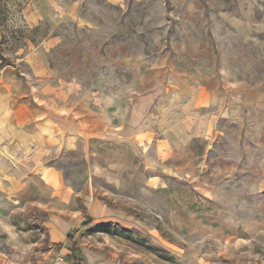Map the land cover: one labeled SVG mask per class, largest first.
<instances>
[{
  "label": "rangeland",
  "instance_id": "374dc122",
  "mask_svg": "<svg viewBox=\"0 0 264 264\" xmlns=\"http://www.w3.org/2000/svg\"><path fill=\"white\" fill-rule=\"evenodd\" d=\"M6 119L0 264H264V0H0Z\"/></svg>",
  "mask_w": 264,
  "mask_h": 264
},
{
  "label": "crops",
  "instance_id": "0c3cea01",
  "mask_svg": "<svg viewBox=\"0 0 264 264\" xmlns=\"http://www.w3.org/2000/svg\"><path fill=\"white\" fill-rule=\"evenodd\" d=\"M25 18L29 17L25 14ZM211 102V95L202 94L199 91L195 95L193 105L194 107H202ZM12 123L13 122L7 119L5 121H0V146L8 145L14 142V128ZM21 146H27L30 148L27 143H25V145L21 144ZM43 176L46 182L50 184L53 189L57 190L62 187V183L54 170L46 168L43 172ZM88 198L89 197H86L87 200H89ZM91 201L92 199L90 198L88 203ZM92 205L94 206L93 210L96 211V203H92ZM80 230L81 222L79 224H70L67 220L60 216L52 218L49 223V238L53 246L57 248V254L61 258V261H57L55 264H73V262L67 260V258L71 255V244L67 242V237L73 234L74 239L79 246V251L76 254V256L81 259L79 264H119L115 260L105 258L100 252L92 251L88 247H85V244L80 242V237L82 236V232Z\"/></svg>",
  "mask_w": 264,
  "mask_h": 264
},
{
  "label": "trees",
  "instance_id": "16d2710c",
  "mask_svg": "<svg viewBox=\"0 0 264 264\" xmlns=\"http://www.w3.org/2000/svg\"><path fill=\"white\" fill-rule=\"evenodd\" d=\"M85 225L86 223H83L81 227L84 228ZM67 242L71 244V255L67 258V260L73 262V264H79L81 259L76 256L79 251V246L74 239V234L67 237Z\"/></svg>",
  "mask_w": 264,
  "mask_h": 264
}]
</instances>
